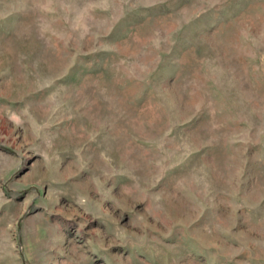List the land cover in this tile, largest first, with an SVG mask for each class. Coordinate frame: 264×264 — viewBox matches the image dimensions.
<instances>
[{
	"label": "rangeland",
	"instance_id": "1",
	"mask_svg": "<svg viewBox=\"0 0 264 264\" xmlns=\"http://www.w3.org/2000/svg\"><path fill=\"white\" fill-rule=\"evenodd\" d=\"M0 264H264V0H0Z\"/></svg>",
	"mask_w": 264,
	"mask_h": 264
}]
</instances>
